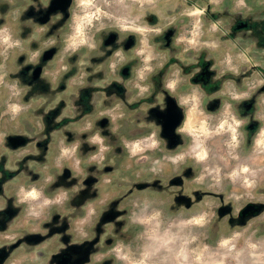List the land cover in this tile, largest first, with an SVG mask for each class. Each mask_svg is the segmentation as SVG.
<instances>
[{"label":"rangeland","instance_id":"obj_1","mask_svg":"<svg viewBox=\"0 0 264 264\" xmlns=\"http://www.w3.org/2000/svg\"><path fill=\"white\" fill-rule=\"evenodd\" d=\"M49 2L10 0L0 17V141L3 129H22L36 99L62 104L41 178L10 186L23 207L17 226L41 229L0 232V248L32 238L6 264H55L63 248L86 238L89 264H264V205L257 215L239 214L247 200L264 202V0H70L65 16L56 12L41 25L37 16ZM194 3L211 4L206 14L220 12L231 24L203 19ZM153 13L158 19L148 18ZM50 47L56 54L34 85L43 92L24 101L21 81L34 79L33 66ZM204 48L206 80H189ZM161 95L183 109L174 151L164 147L152 113ZM53 175L70 177L50 190ZM172 175H184L181 191L152 189V177ZM74 185L78 201L81 191L93 198L70 214L66 187ZM181 192L188 208L177 205ZM104 211L123 214L104 221ZM71 221L69 233L47 230Z\"/></svg>","mask_w":264,"mask_h":264},{"label":"crops","instance_id":"obj_2","mask_svg":"<svg viewBox=\"0 0 264 264\" xmlns=\"http://www.w3.org/2000/svg\"><path fill=\"white\" fill-rule=\"evenodd\" d=\"M9 4H10V0H0V6L1 7L4 6L2 7L3 10H1V7H0V17H2L1 18L2 20L3 18L6 19L7 12L10 9L8 8ZM30 23L34 24V20L31 19ZM40 24L47 25V24H42V23ZM51 50L52 49H49V48L42 49L40 54H42V52L44 53V52H48ZM54 56H52L48 60H42L39 57L36 66H33V67H36L34 69H38L36 72L37 74L36 77H34L33 80L29 79L31 80L29 81V83L26 82V77L24 81H21L22 85L27 86L26 88H24V92H25L23 96L24 101L32 103L33 101L31 99L33 96H35L36 98L37 97L40 98V93H42L43 90L39 91L36 94L35 92L36 87H34L35 81L38 80V83H39L42 73L45 71L44 64L46 65V63H49ZM37 88H38V85H37ZM0 90L3 92L5 91L4 88H0ZM33 103L34 105L28 108L27 109L28 112L25 113L26 115H24L25 118L22 120V124H21L22 129L18 128V129H7V130L3 129L2 130V132L4 131L2 133L4 138H3V141H0V211L3 208H5L6 197L12 198L11 206L13 208H19V209L18 211L16 210L11 214L10 220H9L10 224L8 223L4 227H1L0 232H5V231L9 232L12 230L20 231L23 229L24 231L25 230L26 231H31V230L39 231L41 229L39 223H38L37 228L30 226V227L22 229V227L24 226L22 227L17 226V222L22 217L20 216V214L22 212L23 207L21 204L15 201L16 200L15 194L11 191L10 186L16 180L24 179L27 182H33L41 178L45 170L44 167L48 165L49 162L51 161V155L54 150L56 141L58 139L56 138L57 132H59L58 127H56L55 124L50 125V122H52V120H56L61 117L62 114H60L58 106L62 104L61 102L59 103V101H55L54 99L50 101H47L46 99L45 100L36 99V101ZM47 105H49V107H47ZM72 107H74V105H72ZM35 119L37 120V122H35ZM19 124L20 122L17 123V125ZM17 134L24 136L23 144L15 145V143H13L12 141L8 139L10 135H17ZM7 173H10L8 177L6 176ZM64 177H65L64 179H61V178L59 179L56 175L55 176L53 175V178L51 179V181H49L48 183L49 185L47 186V188H49L50 190L51 189L54 190L56 189L55 187L59 188L61 186H64V183L67 184L66 180H68L67 178L70 176H64ZM71 179L72 178H69V183L72 184L73 182L72 181L70 182ZM66 188L70 189V192L68 194V199H67V203L69 204V207L67 208V210L69 211L70 214H72L74 213L72 211L76 210V207H77L76 203H74V200H73L77 198V195H75L77 191V185L69 186V187L67 186ZM24 222H25L24 224L28 223L27 220H25ZM13 223L14 225L12 226ZM71 223L72 221L70 222V225H69L70 228H71ZM42 229H45V228H42Z\"/></svg>","mask_w":264,"mask_h":264},{"label":"flooded vegetation","instance_id":"obj_3","mask_svg":"<svg viewBox=\"0 0 264 264\" xmlns=\"http://www.w3.org/2000/svg\"><path fill=\"white\" fill-rule=\"evenodd\" d=\"M194 4L195 5L192 4L194 7L197 6L195 8H198V7L201 8V9L203 8V14H201L203 19L212 20L213 22H220L221 21L224 24L230 23L228 21V17H224V19H226V20H224L225 22L222 20V18H220V16L218 15L220 12L217 13V14H215L213 12V16H210V13L206 14L208 9L210 10V8H211L210 5L211 4H208V5L204 6V7H200L196 3H194ZM175 8H177V6H175ZM213 9H214V7H213ZM59 12L60 11H57L56 14H59ZM25 14H26L27 18H29L30 20L33 19L32 18L33 16H35L32 10L26 11ZM53 14L50 13L49 16H48V15H46V13H43L42 15H38L37 17H38V19L41 20L42 24H48L50 22L51 15H53ZM62 15L65 16L64 13H62ZM150 15H152V16H148V18H150V20L153 19V18L158 19L156 15H154V14H150ZM211 18H213V19H211ZM235 19L236 18H231L230 21H233ZM246 20L247 19H245V17H243V19L240 20V23L245 25L244 29L248 28V24H246L247 23ZM263 23H264V21H261V24H263ZM175 25H176V23L174 22V23H172L171 25H169L167 27V29H168L167 34L168 35H170V36H174L175 35V32H176ZM20 26H21V24H20ZM19 31H20V29H19ZM164 31H166V29ZM19 33H20L19 35L21 36V38L25 39V38H23V36L25 34H21V32H19ZM163 33H166V32H163ZM261 33L262 34L264 33V27L263 26H262V29H261ZM243 40L245 42H248V40H252V38L250 36H246L245 38H243ZM247 44H250V43H247ZM259 45H261L260 41H259ZM49 49H52V50L48 51V52H44V53L42 52V54H40L41 55L40 58L42 60H48L52 56H54L56 54V48L50 47ZM204 50H205V48L202 49V50H199L200 51L199 52L200 59H199V62H198V66H194V67H200V71H199V73L197 75H195L193 77H191L188 74H186V76L190 77L189 80L190 79H192V80L196 79V80H200V81H203V82L206 80V77H207L208 73L206 72L205 66H204V64H205L204 55H202ZM246 67H247L246 72H252L253 71V67H255V65L254 64H251L250 66L246 65ZM34 68H36V67H34ZM37 70L38 69H34L33 70L34 77H36V75H37V74H35V72H37ZM121 71H122V69H120V71H119L120 74L124 75V74L121 73ZM122 72H126V71H122ZM128 72H129V70L127 69V73ZM185 72H188V71H185ZM111 86L114 89H116V91H118V92L123 90V87L120 86L118 84V82H113L111 84ZM263 88H264V85H263ZM108 91H111V87L108 88ZM158 103H159V105L154 106L153 109H152V113H153V115L155 117V120H156L155 124L157 126L158 136L164 141V145H165L164 147L167 150L174 151L175 148H177L179 146V144H178L179 136H178V133H177V129H178V126H179L180 121H181V117H182V114H183V109H182L181 105L179 104V102H177L175 99H173L172 97L167 96V95H165V96L161 95V98H159ZM90 130L91 129H88V130L86 129V133L89 132ZM169 131L172 132V134H173L172 136L169 135ZM62 132H64V131H62ZM68 133L64 132V135H67ZM65 137L67 138V136H65ZM78 146H79V144L77 145V148L80 149V147H78ZM81 160H82V158L79 157V162ZM9 174L10 173H7L6 176L8 177ZM184 179H185L184 175H177V176L172 175L166 181L161 176H154V177H152V181H153L152 189L153 190H161V191H163V190H166V189L170 190L171 186H176V187H178V190L181 191V189H183V186L185 184L184 183L185 182ZM145 186H146L145 184H140V185H138V188L142 189ZM80 190H83V188H81ZM205 191L206 190L203 189L202 193L204 194ZM80 194L83 197L81 199V201H78L77 198L73 199L74 203H76V206H77L76 210L79 209V207H80V210L83 209V205L85 204V202H87V200L89 201V199L93 198V194L90 191L88 193H86V191H81ZM179 194L180 195H178L176 197V202L178 203L177 205H182L183 207L188 208L189 204H190V201H188L187 198L183 196L182 192L179 193ZM199 194L200 193H197L198 197H199ZM11 203H12V198L6 197V199H5V208H3L0 211V228L4 227L5 225H7L9 223L11 214L14 211H16V210L18 211V209H19V208H13L11 206ZM263 205H264V202L261 201V200H259V201L247 200L243 204V206L240 208V211H239L240 217L244 218L247 215H250V216L257 215L259 213V211L261 210V207H263ZM217 211L220 214H226L227 213L226 209H217ZM122 214H123V212H120V211H116V212L104 211L103 214H102V219H104V221H107L110 218L114 217L115 215H119L120 216ZM55 217H57V216H55ZM69 227L70 226H68V223L66 222L64 226H61V225L48 226L47 225V230H52V232H59V231L67 232L68 231V233H69V231H70ZM91 227H92V230H94V226L92 225ZM27 238L32 239L29 236H26V237H24V239H22V236H21V237H18L13 242L9 241L10 243H9L8 247L0 248V264H6V261L9 258L10 254L13 252V250L18 248L20 245L24 246L25 244H24L23 240H25ZM47 239H49L48 236L46 238H42L40 240V242L41 241L45 242ZM34 247L35 246H33V248ZM91 247H93V242L88 241L87 238L84 241V243L82 242L81 244H79L78 242L70 243V245L66 246L63 249H68V250L72 249V250H70L72 253H70L68 250H64L61 253V255H59L58 261L55 264H89L88 260L90 259L91 252L88 251V248H91Z\"/></svg>","mask_w":264,"mask_h":264},{"label":"water","instance_id":"obj_4","mask_svg":"<svg viewBox=\"0 0 264 264\" xmlns=\"http://www.w3.org/2000/svg\"><path fill=\"white\" fill-rule=\"evenodd\" d=\"M70 0H50L48 7L46 9V15H49L50 13H56L57 11H61L64 13L67 11V7L69 5ZM65 14V13H64ZM36 74V72H35ZM169 135L172 136V132L169 131ZM10 141L15 143V145L23 144L24 143V136L17 134V135H10L8 137Z\"/></svg>","mask_w":264,"mask_h":264},{"label":"bare ground","instance_id":"obj_5","mask_svg":"<svg viewBox=\"0 0 264 264\" xmlns=\"http://www.w3.org/2000/svg\"><path fill=\"white\" fill-rule=\"evenodd\" d=\"M202 156L204 157V153L202 154ZM35 195V194H34Z\"/></svg>","mask_w":264,"mask_h":264}]
</instances>
